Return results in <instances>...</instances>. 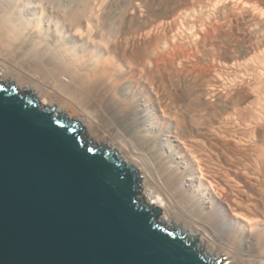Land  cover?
<instances>
[{"label": "bare ground", "instance_id": "bare-ground-1", "mask_svg": "<svg viewBox=\"0 0 264 264\" xmlns=\"http://www.w3.org/2000/svg\"><path fill=\"white\" fill-rule=\"evenodd\" d=\"M0 78L139 170L165 227L264 264V0H0Z\"/></svg>", "mask_w": 264, "mask_h": 264}, {"label": "water", "instance_id": "water-1", "mask_svg": "<svg viewBox=\"0 0 264 264\" xmlns=\"http://www.w3.org/2000/svg\"><path fill=\"white\" fill-rule=\"evenodd\" d=\"M139 176L0 78V264H218L204 241L161 224Z\"/></svg>", "mask_w": 264, "mask_h": 264}, {"label": "rangeland", "instance_id": "rangeland-1", "mask_svg": "<svg viewBox=\"0 0 264 264\" xmlns=\"http://www.w3.org/2000/svg\"><path fill=\"white\" fill-rule=\"evenodd\" d=\"M163 214V213H162ZM162 216V215H161ZM163 216H164V214H163Z\"/></svg>", "mask_w": 264, "mask_h": 264}]
</instances>
